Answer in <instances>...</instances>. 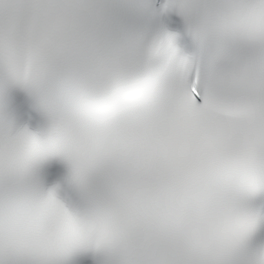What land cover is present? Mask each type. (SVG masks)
<instances>
[{"label": "snow or ice", "instance_id": "6c2138e0", "mask_svg": "<svg viewBox=\"0 0 264 264\" xmlns=\"http://www.w3.org/2000/svg\"><path fill=\"white\" fill-rule=\"evenodd\" d=\"M0 264H264V0H0Z\"/></svg>", "mask_w": 264, "mask_h": 264}]
</instances>
